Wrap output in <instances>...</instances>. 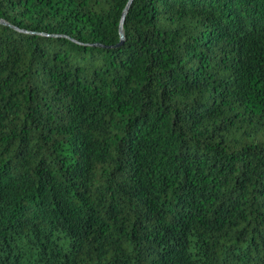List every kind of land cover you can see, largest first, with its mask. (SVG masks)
<instances>
[{
    "label": "trees",
    "instance_id": "1",
    "mask_svg": "<svg viewBox=\"0 0 264 264\" xmlns=\"http://www.w3.org/2000/svg\"><path fill=\"white\" fill-rule=\"evenodd\" d=\"M128 2L0 0V264H264V0Z\"/></svg>",
    "mask_w": 264,
    "mask_h": 264
},
{
    "label": "water",
    "instance_id": "2",
    "mask_svg": "<svg viewBox=\"0 0 264 264\" xmlns=\"http://www.w3.org/2000/svg\"><path fill=\"white\" fill-rule=\"evenodd\" d=\"M131 1L132 0H129L125 10L123 11L122 18H124V15L126 14V11H127L128 7H129ZM122 22H123V19L121 20V23H120V26H119V35L121 36V38H122Z\"/></svg>",
    "mask_w": 264,
    "mask_h": 264
}]
</instances>
